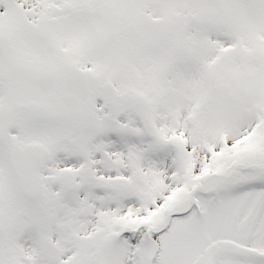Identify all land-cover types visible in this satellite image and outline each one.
<instances>
[{"label":"snow or ice","instance_id":"6c2138e0","mask_svg":"<svg viewBox=\"0 0 264 264\" xmlns=\"http://www.w3.org/2000/svg\"><path fill=\"white\" fill-rule=\"evenodd\" d=\"M0 264H264V0H0Z\"/></svg>","mask_w":264,"mask_h":264}]
</instances>
